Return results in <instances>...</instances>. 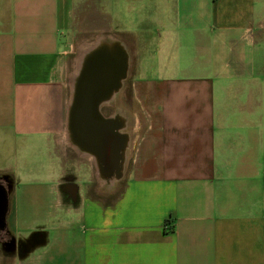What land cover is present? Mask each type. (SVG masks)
<instances>
[{"label":"crops","instance_id":"0c3cea01","mask_svg":"<svg viewBox=\"0 0 264 264\" xmlns=\"http://www.w3.org/2000/svg\"><path fill=\"white\" fill-rule=\"evenodd\" d=\"M114 40L92 147L74 84ZM0 177V264H264V0H0Z\"/></svg>","mask_w":264,"mask_h":264},{"label":"water","instance_id":"95a60500","mask_svg":"<svg viewBox=\"0 0 264 264\" xmlns=\"http://www.w3.org/2000/svg\"><path fill=\"white\" fill-rule=\"evenodd\" d=\"M129 56L124 46L116 40L95 48L82 63L79 76L74 84V105L71 112L76 126V115L80 116V134L93 140L88 145L99 144L101 124L104 122L100 114V106L112 99L122 88L127 79ZM78 122V120H77ZM114 121L106 120V135L110 142L117 137ZM79 125V123H77ZM86 125V127H85ZM81 138V136H80ZM122 159H120L121 163ZM114 164L117 160H107ZM115 169V168H114ZM121 169V168H120ZM119 169V170H120ZM110 178H121V174L109 176ZM10 188L6 189L0 184V232L7 228L6 217L9 209ZM16 246L9 245L7 252H13Z\"/></svg>","mask_w":264,"mask_h":264},{"label":"rangeland","instance_id":"374dc122","mask_svg":"<svg viewBox=\"0 0 264 264\" xmlns=\"http://www.w3.org/2000/svg\"><path fill=\"white\" fill-rule=\"evenodd\" d=\"M27 114H29V118L30 119H37L38 118V113H37V111H34V110H30V112H28ZM23 138V140H29L31 137L30 136H25V137H22ZM27 147V146H26ZM28 149H25V151L24 152H28L29 154H30V156H31V154L34 152V151H38L39 149H37V150H33V148H31V147H27ZM16 149V148H15ZM15 149H13V152H12V164H13V162L15 161V159L17 158V156H19L17 153L18 152H16V150ZM21 156V155H20ZM40 161V159H39V157L36 159V158H34V162H33V164L34 165H36L37 163H38V161ZM15 165V164H14ZM15 167V166H14ZM11 245H13V243L11 244Z\"/></svg>","mask_w":264,"mask_h":264},{"label":"flooded vegetation","instance_id":"af4514ba","mask_svg":"<svg viewBox=\"0 0 264 264\" xmlns=\"http://www.w3.org/2000/svg\"><path fill=\"white\" fill-rule=\"evenodd\" d=\"M1 180V177H0ZM8 241L7 233L6 232H0V250L3 249L5 246L8 248Z\"/></svg>","mask_w":264,"mask_h":264}]
</instances>
